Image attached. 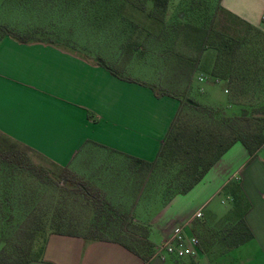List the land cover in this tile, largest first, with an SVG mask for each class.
I'll list each match as a JSON object with an SVG mask.
<instances>
[{
  "label": "rangeland",
  "instance_id": "374dc122",
  "mask_svg": "<svg viewBox=\"0 0 264 264\" xmlns=\"http://www.w3.org/2000/svg\"><path fill=\"white\" fill-rule=\"evenodd\" d=\"M0 23L32 32L42 41L53 38L60 47L100 61L122 76L148 82L157 93L178 96L176 122L190 129L210 133L222 117H264V23L250 27L222 13L217 0H168L162 14L154 11L152 0H6L0 5ZM187 25L210 29L208 39L204 31L194 32ZM216 32L225 39H240L232 69L248 78L245 92L233 94L229 79L221 78L225 65L219 62ZM13 143L23 148L9 137L2 140L4 148ZM26 152L54 180L42 182L26 169L9 172L0 164V247L27 216L45 211L42 231L33 242L37 254L30 264H38L45 238L56 230V212H62L65 222L70 220L80 234L100 226L106 236L131 242L142 253L157 251L162 241L156 246L149 243L147 226L134 213L135 201L139 197L166 201L177 193L182 163L160 158L141 165L131 159L121 176L125 180L119 183V192L126 195L122 198L117 194V164L107 175L99 172L101 166L87 165L73 182L60 177V169L38 153ZM79 183L87 194L77 189ZM224 218L206 227L210 240L217 239L216 248L224 246V234L232 242L245 233L239 221L225 225Z\"/></svg>",
  "mask_w": 264,
  "mask_h": 264
},
{
  "label": "crops",
  "instance_id": "0c3cea01",
  "mask_svg": "<svg viewBox=\"0 0 264 264\" xmlns=\"http://www.w3.org/2000/svg\"><path fill=\"white\" fill-rule=\"evenodd\" d=\"M217 3L241 21L263 27L264 0ZM132 78L114 75L100 61L55 42L5 35L0 38V130L74 174H82L87 165H99V172L107 175L117 164V194L121 193L125 164L129 166L131 159L141 165L154 162L180 106L178 96L156 94L148 82ZM261 151L249 153L236 141L186 192L166 201L136 199L134 213L146 224L153 246L184 226L199 238L197 254L177 257L155 251L143 262L112 239L52 232L38 264H264ZM198 210L200 216L195 215ZM225 216L222 224L239 221L250 236L234 243L224 234V246L216 248L217 239L210 240L206 227ZM185 256L190 261L182 260Z\"/></svg>",
  "mask_w": 264,
  "mask_h": 264
},
{
  "label": "trees",
  "instance_id": "16d2710c",
  "mask_svg": "<svg viewBox=\"0 0 264 264\" xmlns=\"http://www.w3.org/2000/svg\"><path fill=\"white\" fill-rule=\"evenodd\" d=\"M152 3L154 11L162 14L167 7L168 0H152ZM218 6L222 13L240 20L229 10L221 7L219 4ZM187 26H189V29L194 32L204 31L203 34L205 35V39H208L210 29L202 30L201 27L196 25ZM249 26L253 27L251 24H249ZM5 35H9L19 41L41 40L39 38H35L34 33L32 32L22 33L12 27L0 23V38ZM214 36L219 39L221 45V49H217L219 62L225 65V69L221 73V78L229 79L228 81L229 84L231 83L233 94L245 92L248 87V78L244 73L237 71L236 67L232 69V63L234 62L236 55L239 53V49H237V47L240 45V39H225L224 34L221 32L214 33ZM48 41L54 42V39L49 37ZM226 47L228 49H225ZM106 67L112 74L117 76L120 75L116 70L107 65ZM122 77L128 80H133L132 77ZM252 87L255 88L254 86ZM156 94L158 93L156 92ZM176 118L177 115L169 127L163 142L161 143L155 162L162 158L164 163H167V160H178L183 164L177 173L179 176L182 174L181 177L177 176L179 178L177 182L179 188L178 192H186L197 181H199L207 169L234 142H242L248 149L249 153H253L257 150L258 145L264 138V117L249 118L244 114L237 117H222L218 120L216 129L210 133L208 131H203L201 128L190 129L188 126H183L180 122H176ZM6 137L13 139L0 130V164L6 167L9 172L17 169H26L42 182L54 180L48 174L45 167L41 165L37 166L28 159L26 150L36 152L47 160L45 156L16 139L13 140L22 144L23 148L15 147L14 143L9 147L4 148L2 140ZM49 162L60 169V177L74 182L76 174L72 173L67 166L57 165L51 161ZM77 189L79 191H83V193H88V190L85 189L81 183H79ZM45 218V211L34 213L32 217L27 216L25 224L20 229L12 234H9L5 238L4 243L0 247V264H30L34 260L37 253L33 250V242L42 231ZM54 220L56 221L54 222ZM53 222V226L56 228L53 232L69 235H81L85 238L112 239L122 243L129 250L140 255L143 262H146L153 254V250L152 252L142 253L136 248L135 244H132L131 242L124 241L119 237L106 236L100 226H95L91 229L89 228L90 231L88 233L80 234L76 231L74 227L75 225L71 223L70 220L65 222L62 212H56L54 214ZM242 227L245 229V233L243 235L241 233L240 236L236 237L234 243L250 236V232L245 226H243V224Z\"/></svg>",
  "mask_w": 264,
  "mask_h": 264
},
{
  "label": "built area",
  "instance_id": "2783aa9c",
  "mask_svg": "<svg viewBox=\"0 0 264 264\" xmlns=\"http://www.w3.org/2000/svg\"><path fill=\"white\" fill-rule=\"evenodd\" d=\"M257 150L264 151V138L257 147ZM202 213L198 210L195 215L200 216ZM199 238L193 232H188L184 226H179L172 232L171 235L166 237L158 246V253H169L177 257L183 255H195L199 249Z\"/></svg>",
  "mask_w": 264,
  "mask_h": 264
}]
</instances>
